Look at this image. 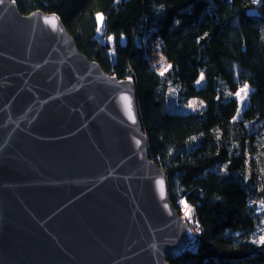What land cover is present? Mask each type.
<instances>
[{"label": "water", "instance_id": "water-1", "mask_svg": "<svg viewBox=\"0 0 264 264\" xmlns=\"http://www.w3.org/2000/svg\"><path fill=\"white\" fill-rule=\"evenodd\" d=\"M195 241L149 157L133 81L80 53L56 14L4 0L0 264H169Z\"/></svg>", "mask_w": 264, "mask_h": 264}, {"label": "trees", "instance_id": "trees-1", "mask_svg": "<svg viewBox=\"0 0 264 264\" xmlns=\"http://www.w3.org/2000/svg\"><path fill=\"white\" fill-rule=\"evenodd\" d=\"M15 3L21 14H56L80 53L133 81L149 157L165 174L173 207L191 206L197 227L195 243L168 263L264 264V244L256 242L264 236V0ZM97 13L102 35L116 41L113 54L96 34ZM146 36L171 65L163 76L150 46L135 43ZM245 83L242 104L235 93ZM187 98L203 108L173 105Z\"/></svg>", "mask_w": 264, "mask_h": 264}, {"label": "snow or ice", "instance_id": "snow-or-ice-1", "mask_svg": "<svg viewBox=\"0 0 264 264\" xmlns=\"http://www.w3.org/2000/svg\"><path fill=\"white\" fill-rule=\"evenodd\" d=\"M13 2H15V0H13ZM259 2V0H254V3H257ZM4 3V0H0V4ZM57 17H55L54 15L51 16V17H45V23L48 24L50 27H52L54 30H56L58 28V24H57ZM96 20H97V29L96 31L98 33H101L102 30H103V22H104V17L102 14L100 13H97L96 15ZM109 40H112V37H108ZM171 65H168L167 67H164L162 65V71L160 72V75L163 76L164 73L168 70V68H170ZM204 79V76H203V73H201L200 75V79L196 81L197 84H200V82ZM249 85L247 83H245L236 93H235V96L240 100L241 103H243V101L245 100V98L248 96L249 94ZM124 102H125V111L128 115V118L130 120L133 121V123H135V115H134V112H133V108H132V103H131V100L128 96H124L121 98ZM188 107L192 108L193 110L196 109L197 107V102L195 100L193 101H190L188 103ZM237 116H239V110H238V113H237ZM235 119V117H234ZM137 145L140 144V141L137 140L136 141ZM157 184H158V188H159V191H160V194H161V197H163L164 195V181L163 179H160L157 181ZM181 204L184 205V212H185V217L189 220H191V210L189 209L188 205L186 204V202L184 201H181ZM165 207H167V205H165ZM257 243H260V244H264V236H261L259 238L258 241H256Z\"/></svg>", "mask_w": 264, "mask_h": 264}, {"label": "rangeland", "instance_id": "rangeland-1", "mask_svg": "<svg viewBox=\"0 0 264 264\" xmlns=\"http://www.w3.org/2000/svg\"><path fill=\"white\" fill-rule=\"evenodd\" d=\"M250 1L254 3V0H250ZM96 22H97V20H96ZM97 26H98V25H97ZM96 34H97V36H98L99 38H101L102 42H105V43H107V44L110 45V47H111V54H113V48H114V46H115V44H116V41H115L114 37H113V36H108V37H112V40H109L108 37H105L104 35H102V32H101V33H98V32L96 31ZM119 40H120V39H118V42H117L118 44H119ZM139 42L142 44V46H150V49H151L150 62H151V64H152V67L155 69V71H156L158 74H160V72L162 71V65H163L164 67H167L169 64H168V62H167V61H166V60L160 55V53H159V51H158V46H159L158 41H157L156 39H154V38H151L150 36H146L145 38H143L142 41L136 40L135 43L138 44ZM199 79H200V77H199ZM199 79H198V80H199ZM196 84H197V83H196ZM201 84H202V81L200 82V84H197V85L199 86V85H201ZM246 98H247V97H246ZM246 98H245V100H244L245 102H246ZM193 100H195V101L197 102V107H196L195 110H193L192 108L188 107V103H189L190 101H193ZM244 101H243L242 104L245 103ZM173 105H174V106H178V107L183 108L184 111H197V110L202 109L203 106H204L203 103H202L199 99H197V98H187V99H185V101H184L182 104H178V102L174 101V102H173ZM181 201H183V200H178V201L176 202V206H177V209H178V211H179V214L183 217V219L189 224V226H190L194 231H197V227H196V225H195L194 218H193L192 207L189 206V205L186 203V204L188 205L189 209L191 210V220H189V219H187V218L185 217L184 205L181 204Z\"/></svg>", "mask_w": 264, "mask_h": 264}]
</instances>
